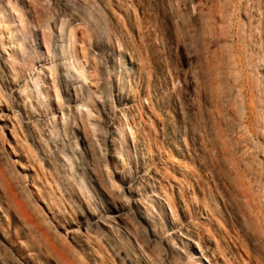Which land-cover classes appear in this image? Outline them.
Instances as JSON below:
<instances>
[{"label":"rangeland","instance_id":"obj_1","mask_svg":"<svg viewBox=\"0 0 264 264\" xmlns=\"http://www.w3.org/2000/svg\"><path fill=\"white\" fill-rule=\"evenodd\" d=\"M4 1L20 52L0 30L4 154L18 150L33 184L22 209L0 176L23 247L0 239V264H27L24 250L37 264H264V0ZM214 60L237 99L224 116ZM160 163L163 180L144 178ZM36 201L54 230L100 226L59 252ZM199 211L187 240L179 225Z\"/></svg>","mask_w":264,"mask_h":264},{"label":"bare ground","instance_id":"obj_2","mask_svg":"<svg viewBox=\"0 0 264 264\" xmlns=\"http://www.w3.org/2000/svg\"><path fill=\"white\" fill-rule=\"evenodd\" d=\"M170 1L172 5H175L173 3L175 2L178 5L182 3L188 8L190 6V3H188L186 0H170ZM0 14L3 20L9 23V28H4V27L0 28V30L5 34L3 41L4 43L7 44V48L12 53L20 55V52L18 51V43L14 41L11 33L12 31L11 29H13L15 26V21L12 12L9 10L4 0H0ZM211 64H212L211 66L212 70L215 74V84H216V86L214 87L215 106H217L218 112L221 115H223V113L225 114L226 107L230 104L233 105L234 103H236L237 99L234 98L235 95L234 93H232L231 90L230 93H225L224 92L225 90H223L226 80L224 75L223 64L221 62H217V60H214ZM39 72H41V69L38 71V73ZM67 98L68 101L75 100V93H73L72 91H67ZM72 110L73 108L71 107L70 103H67L64 106V113L70 112ZM5 114H6L5 110L2 107H0V116L1 115L5 116ZM239 123L240 124L238 126V129L242 131L244 136H246L245 135V133H247L245 130L246 127L243 126L241 121ZM66 128L69 132L72 131L71 130L72 125L70 123H68ZM219 129H220V133H219L220 138L223 139V141L228 140V137L227 138L225 137L226 133L224 134L223 130L221 128ZM12 134L13 131L9 127L7 121H5V119L0 118V160L5 165L3 169H0V176L4 180L5 184L9 185L12 195L18 201L20 208L24 209L25 204L23 202V199L25 197H28L27 186L33 184L32 183L33 175H29L27 173L26 163L23 161L22 156L18 152V150L12 149L10 151L9 156L4 154L6 145L8 144L7 141L5 140V135H8L9 138H11ZM258 160L259 163L264 166V156H261V159ZM143 176L146 179L163 180L165 178V174L161 169V163L160 165H154L152 167L144 169ZM30 204L32 208L37 212L40 218H46L47 220L46 223L43 222V227H44L43 232L48 237V241H50L53 247L59 252L68 250L69 245H71L72 243H76L78 246H80V248L86 247L85 246L87 245L86 237L88 236L91 230L100 226L99 223H95L92 226L89 223H87L85 220H82L80 223L77 224L68 223L67 225L64 226L60 225L61 227H63L62 230H54L51 227L52 225L50 224V220L48 219L49 217H47L51 212L47 211L45 206L40 202L36 201V203L34 204L30 203ZM206 220H208V218L202 212L199 211L195 213L193 217H189L185 221L181 222V224L179 225L180 234L183 237H185V239L192 240L193 237L197 235L199 230L203 232L204 224ZM0 239H2L4 242L11 244L13 247H16L17 249L21 248V250H23V247L20 245L21 240L14 239V234L12 233L11 226L7 224L6 219L1 214V212H0ZM188 249H190V251L193 254L195 255L197 254V251L193 244L190 243ZM89 254L91 255V253ZM22 258L27 262V264H37L36 261H34V259L32 258L31 253L29 251L24 250Z\"/></svg>","mask_w":264,"mask_h":264}]
</instances>
